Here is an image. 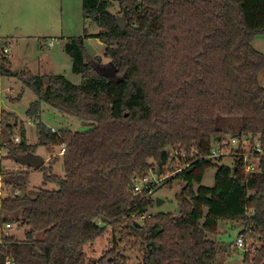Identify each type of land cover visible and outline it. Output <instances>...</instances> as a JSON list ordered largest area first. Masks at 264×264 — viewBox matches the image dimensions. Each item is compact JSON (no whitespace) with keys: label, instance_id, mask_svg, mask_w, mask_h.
<instances>
[{"label":"trees","instance_id":"16d2710c","mask_svg":"<svg viewBox=\"0 0 264 264\" xmlns=\"http://www.w3.org/2000/svg\"><path fill=\"white\" fill-rule=\"evenodd\" d=\"M110 2H117L116 15ZM82 14L98 29L89 37L103 44L116 77L98 72L99 57H84L82 38L65 47L81 85L62 76H19L36 97L27 116L36 122L37 143L27 142L22 126L15 143L16 120L1 113L0 149L12 160L38 147L48 155L63 148L64 177L45 173V183L57 188L44 184L35 198L0 197V229H23L20 240L0 236V264H88L84 247L107 228L113 234L107 264H127L119 243L140 248L143 264H214L222 247L209 236L220 217L209 211L234 197L242 207L236 220L247 248L243 263L264 264V155L257 171L245 174L238 149L231 167H218L213 188L194 191L213 166L206 157L215 142L244 137L264 153V55L253 46L264 36V0H82ZM117 18L126 22L123 31ZM5 55L0 49V74L8 76ZM42 104L77 118L84 130L52 132L39 121ZM171 149L186 153V168L173 177L185 184L179 216L146 218L151 187H134L150 173L166 177L180 169L168 157ZM0 179L4 188L23 191L29 174L0 169Z\"/></svg>","mask_w":264,"mask_h":264},{"label":"rangeland","instance_id":"374dc122","mask_svg":"<svg viewBox=\"0 0 264 264\" xmlns=\"http://www.w3.org/2000/svg\"><path fill=\"white\" fill-rule=\"evenodd\" d=\"M110 12L115 15L118 13L117 2H110ZM97 32L98 29L94 24L83 17L82 0H0V42H5L7 46L5 68L10 73L8 76L0 74V116L1 113L14 116L16 125L13 126V134L18 141L19 130L22 126L27 142L29 144L37 143L36 122L34 117L27 116L29 104L35 101L36 97L21 83L19 76L41 78L62 76L73 85H81L83 80L80 75L73 72V61L66 54L65 47L69 40L82 38L84 57L89 59L97 56L101 64L108 65L110 60L104 55L103 44L99 40L89 37ZM253 46L264 55V36L256 37ZM259 83L264 88V72ZM40 109L39 121L51 131L84 130L82 123L75 117L59 114L46 104H42ZM13 121L11 119L12 125ZM234 139L236 138L233 136L228 139L230 146L226 148L227 152L224 153V156H217L212 160L213 166L204 171L201 183L194 185V191H197L200 186L213 188L216 184L218 167H231L236 159L235 151L241 149L239 150L240 156L243 153H248L250 142H245L243 137L232 143ZM217 147L218 144L215 142L214 148L217 149ZM6 152L5 149H0V169L4 173L27 172L29 182L23 191L13 192L11 188L2 186L1 197L18 194L21 197L35 198L38 189L44 184L48 190L57 188L52 183H45V173L64 177L59 147L54 148L50 155L44 147L37 148L35 155L42 157L45 161V170L42 171H32L15 163L11 157L6 156ZM239 160L242 161L241 158ZM175 166L180 169L186 168L181 160H175ZM243 172L245 173L244 168ZM177 173L178 171L168 175L169 178L165 180L164 177H160L159 173H150L145 181L139 183L141 189L151 187L149 196L154 201L147 210L146 218L161 213L179 216L177 197L185 184L182 180L173 178ZM169 179L170 181H168ZM156 199L162 200L163 203L157 206ZM209 213L220 217L216 235L209 236V239L218 241L222 247L214 264H244L243 258L247 248L245 247L243 252L234 246L235 239L239 236V230L242 229L240 222L236 220V215L242 213L239 198L234 197L230 205L222 206L218 210H210ZM142 219L143 217H137L134 221L142 224ZM11 228L8 232L9 235H14L19 240L23 238V229L13 226ZM112 239L111 229L107 228L103 236L84 247L88 264H107L105 256L113 247ZM138 249L140 248H130L120 243L117 245V251L127 259V264H143L142 252ZM249 259L250 256H247L248 262Z\"/></svg>","mask_w":264,"mask_h":264},{"label":"built area","instance_id":"2783aa9c","mask_svg":"<svg viewBox=\"0 0 264 264\" xmlns=\"http://www.w3.org/2000/svg\"><path fill=\"white\" fill-rule=\"evenodd\" d=\"M0 49L2 50V52L4 54H6L8 52L7 48L0 47ZM29 121H31V120H29ZM52 132H54V130H52ZM234 141H235V139L232 140V143H234ZM246 141H248V140L245 138V142ZM14 142L18 143V139L15 138ZM229 144L230 143H228L227 141L221 142L220 144H218L217 149L212 148L210 150V153L206 158L207 159H216L217 156H219V157L224 156L225 155L224 153L227 152L226 148L229 147ZM239 150H241V149H239ZM247 151H248V153H243L241 156H240L241 152L239 151V153H238L239 159L240 158L242 159V165L244 166L245 174L257 171L258 165L260 163V158L264 155V153L261 152V149L259 147V143L257 141L254 142L253 149L252 150L248 149ZM64 152L65 151L63 148L60 149V155H63ZM168 157H169V159H173V160H183L186 158V153L184 151H180L179 149H171L168 151ZM179 171H181V169H179L178 172ZM167 178H169V176H166L163 179L165 180ZM145 180H143V181H145ZM140 182H138L135 185L134 191L140 192V190H142L139 187ZM1 188H2V184H1V179H0V197L2 196L1 195ZM10 229H12L10 224L3 225V227H1V229H0V236L7 237L9 235L8 232L10 231ZM1 243H2V241L0 240V244ZM234 246H236V248H238L239 250L244 252L245 243H244L242 236H238L235 239ZM6 264H13V261L7 260Z\"/></svg>","mask_w":264,"mask_h":264},{"label":"water","instance_id":"95a60500","mask_svg":"<svg viewBox=\"0 0 264 264\" xmlns=\"http://www.w3.org/2000/svg\"><path fill=\"white\" fill-rule=\"evenodd\" d=\"M116 26L121 31H123L126 27V22L123 19L117 18L116 19ZM0 47H3V41L0 43ZM98 72L102 74L106 78H115L117 68L115 65L111 62L108 63V65H97L96 66ZM4 135V141L3 143L6 144L8 142L7 134L3 133ZM233 138H236V136H233ZM214 141H219V138H216ZM12 160L26 168L32 171H38L45 163L44 159L40 156L34 155V154H27L22 157H12ZM159 173V171H157ZM156 205L159 206L163 203L162 200L156 199Z\"/></svg>","mask_w":264,"mask_h":264},{"label":"crops","instance_id":"0c3cea01","mask_svg":"<svg viewBox=\"0 0 264 264\" xmlns=\"http://www.w3.org/2000/svg\"><path fill=\"white\" fill-rule=\"evenodd\" d=\"M0 43H1V42H0ZM4 45H5V42H3V47H4ZM6 47H7V46H6ZM6 47H5V48H6ZM7 53H8V52H7Z\"/></svg>","mask_w":264,"mask_h":264}]
</instances>
